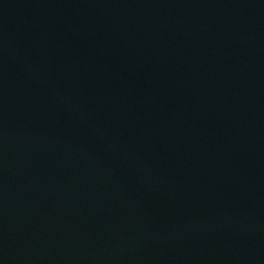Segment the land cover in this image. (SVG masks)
Returning <instances> with one entry per match:
<instances>
[{"label": "water", "instance_id": "1", "mask_svg": "<svg viewBox=\"0 0 264 264\" xmlns=\"http://www.w3.org/2000/svg\"><path fill=\"white\" fill-rule=\"evenodd\" d=\"M0 264H264V0H0Z\"/></svg>", "mask_w": 264, "mask_h": 264}]
</instances>
